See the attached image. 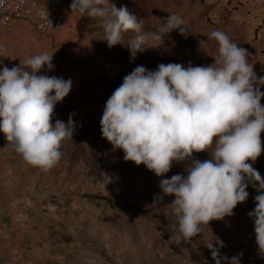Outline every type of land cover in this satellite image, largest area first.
I'll return each mask as SVG.
<instances>
[{"label":"rangeland","instance_id":"374dc122","mask_svg":"<svg viewBox=\"0 0 264 264\" xmlns=\"http://www.w3.org/2000/svg\"><path fill=\"white\" fill-rule=\"evenodd\" d=\"M39 1L74 20L76 29L71 34H41L32 22L20 20L2 33L0 67L5 63L12 68L42 52L53 54L55 67L47 75L72 80L69 94L55 106L53 123L67 122L75 112L76 128L72 139L62 141L59 162L45 174L41 212L33 186L37 167L21 161L0 132V211L7 206L15 220L43 225L47 236L30 250L22 243V257L11 255L10 243L0 241V264H215L207 247L215 245L214 237L223 241L221 254L242 253L241 264H264L247 216L257 194L252 185L247 188V201L236 206L233 216L210 221L190 240L173 242L177 222L165 205L174 196L154 203V195H162L159 181L183 173L186 162L174 163L168 173L157 177L143 164L125 161L123 151L113 150L102 138L100 127L106 100L136 66L154 70L160 63H213L218 48L208 38L213 30L225 32L245 48L257 76H264V0H111L117 8L126 6L144 26L146 48L134 59L126 46L141 33L126 32L122 44L109 47L100 20L72 10V0ZM170 14L184 20L187 34L176 29L163 40L153 39L151 33ZM260 90L264 92V85ZM261 141L264 149V132ZM193 156L210 158L207 152ZM10 157L12 172L4 177V159ZM253 167L264 177V150ZM20 170L25 171L22 177L16 174ZM102 172L111 178L106 188L98 182Z\"/></svg>","mask_w":264,"mask_h":264},{"label":"clouds","instance_id":"9594fccd","mask_svg":"<svg viewBox=\"0 0 264 264\" xmlns=\"http://www.w3.org/2000/svg\"><path fill=\"white\" fill-rule=\"evenodd\" d=\"M70 8L99 19L109 47L122 44L124 34L132 31L141 34L126 46L131 57L146 48L144 26L126 6L117 8L111 0H72ZM176 29L187 34L184 20L170 14L151 37L163 40ZM208 38L218 44L209 65L160 63L154 70L136 66L126 74L106 100L102 138L113 150H122L125 161L143 164L157 177L174 163L186 162L183 173L159 181L162 195H154V203L174 196L165 206L176 218V243L197 236L212 220L233 216L252 185L257 194L247 216L264 256V177L253 167L264 150V76H257L247 50L225 32L213 30ZM52 60L53 54L42 52L12 68L0 67V132L25 162L45 171L59 162L62 141L72 139L76 128L75 112L67 122L53 123L55 106L69 94L72 80L47 75L55 67ZM42 69L46 72L38 74ZM199 152L210 158H194ZM110 179L102 172L98 182L106 188ZM214 238L219 247H207L215 264H241L242 253L221 254L223 241Z\"/></svg>","mask_w":264,"mask_h":264},{"label":"crops","instance_id":"0c3cea01","mask_svg":"<svg viewBox=\"0 0 264 264\" xmlns=\"http://www.w3.org/2000/svg\"><path fill=\"white\" fill-rule=\"evenodd\" d=\"M6 66L5 63H1V67ZM13 157L10 158H5L4 159V177L6 175L11 174V169L12 167L8 165V162L13 161ZM21 161H24L22 159V156H19ZM25 162V161H24ZM24 170L18 171L20 177L23 176ZM47 174V171L37 167L36 170V177L33 180V186L35 187V192L38 193V201L39 203V209L40 212L42 211V202L43 200H40L44 198V187L46 186V181L45 179ZM15 175V174H14ZM17 178H19L17 176ZM23 202V211H26V200ZM5 214V215H4ZM9 218V222H8ZM6 219V220H5ZM6 221V222H5ZM32 225V226H31ZM47 238L46 233L44 231V226L41 224H30L28 223L25 219H18L15 220L13 218L11 210L7 208V206L3 207L0 211V241L3 242H9L10 243V248L8 247V252H11V255H16L19 257L23 256V250L24 248L22 247V243L26 247L29 248V250L33 247L36 246V244L41 243ZM36 243V244H35ZM35 244V245H34Z\"/></svg>","mask_w":264,"mask_h":264},{"label":"built area","instance_id":"2783aa9c","mask_svg":"<svg viewBox=\"0 0 264 264\" xmlns=\"http://www.w3.org/2000/svg\"><path fill=\"white\" fill-rule=\"evenodd\" d=\"M20 20L32 22L41 34H71L77 26L63 12L49 8L39 0H0V56L3 31L11 29Z\"/></svg>","mask_w":264,"mask_h":264},{"label":"trees","instance_id":"16d2710c","mask_svg":"<svg viewBox=\"0 0 264 264\" xmlns=\"http://www.w3.org/2000/svg\"><path fill=\"white\" fill-rule=\"evenodd\" d=\"M259 67V64H256V68H258Z\"/></svg>","mask_w":264,"mask_h":264}]
</instances>
